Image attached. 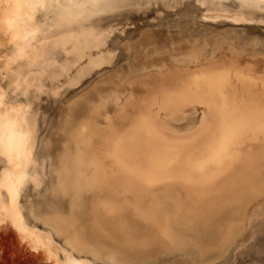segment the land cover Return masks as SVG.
<instances>
[{
  "label": "rangeland",
  "instance_id": "rangeland-1",
  "mask_svg": "<svg viewBox=\"0 0 264 264\" xmlns=\"http://www.w3.org/2000/svg\"><path fill=\"white\" fill-rule=\"evenodd\" d=\"M82 1L81 13L65 15L64 0H49L37 10L31 23L35 38L20 55V41L5 22L10 5L0 0V93L5 107L24 106L35 127V160L22 205L30 222L44 229L43 217L53 222L59 215L77 216L61 182L66 172L73 182L76 131L92 114L94 127L122 130L148 104L168 139H188L207 121L206 111L191 105L160 111L152 100H160L162 87L205 69H229L264 80V0H213L212 12L204 0ZM263 154L261 140L245 143L238 172L254 174L209 213L191 215L195 200L190 188L178 185L163 193L156 189L138 206L126 204L124 216L134 238L141 240L144 228L152 238L132 246L130 256L110 251L92 255L100 264H264V189L258 185L264 187ZM250 159L257 162L255 170L248 167ZM82 163L86 223L93 219L95 201L116 205L126 197L121 187L94 180L96 167L88 151ZM7 164L0 155V171ZM218 182L224 186L227 178ZM31 204L40 220L32 215ZM159 216H167L162 224L151 221ZM0 218V264L55 263L10 219ZM52 226L55 251L69 245L80 230L77 219ZM104 227L113 230L108 223ZM92 233L100 235L97 241L104 240L99 230ZM125 236L118 241L124 243ZM158 238L161 244H155Z\"/></svg>",
  "mask_w": 264,
  "mask_h": 264
},
{
  "label": "bare ground",
  "instance_id": "bare-ground-1",
  "mask_svg": "<svg viewBox=\"0 0 264 264\" xmlns=\"http://www.w3.org/2000/svg\"><path fill=\"white\" fill-rule=\"evenodd\" d=\"M7 2L10 11L5 22L20 41L18 50L22 55L26 53L24 46L31 47L35 38L36 28L31 26L34 15L40 8H45L49 0ZM204 2L208 6L207 11L212 12L213 0ZM83 4L84 1L80 0H64V14L81 13ZM152 102L158 104L160 111L188 105L201 106L206 111L207 121L190 138L171 140L157 125L158 115L152 113L148 104L122 130L94 127L92 114L76 131V154L72 161L76 174L73 182L69 181L70 176L66 172L67 158H63L66 175L61 184L64 191L70 192L77 216L59 215L53 222L43 217L47 226L44 229L30 222L22 205V191L31 177L30 170L35 160L32 142L35 127L24 106L5 107L0 93V155L8 163L0 171V216L10 219L19 233L32 240L35 248L46 249L55 257L54 264H100L92 252L110 251L130 256L132 246L145 244L152 238L147 236L146 228L141 240L134 238L131 225L124 216L126 204L138 206L150 200L157 193L156 189L163 193L168 186L178 185L189 187L193 195L194 210L191 213V208L190 214L202 215L211 212L213 206L234 195L243 183L250 181L254 173L247 175L238 169L244 157L245 143L264 142V80L259 82L248 74L232 73L229 69L189 71L174 78L169 86L162 87L160 100L154 97ZM86 151L90 154L91 164L96 167L94 180L121 187L126 198L116 205L109 200L95 201L93 219L84 223L82 162ZM256 166V160L250 159L248 167L255 170ZM225 177L227 183L221 186L218 181ZM177 205L183 206L180 202ZM31 213L36 219H41L34 204H31ZM165 217L159 216L151 221L162 224ZM69 219H77L80 230L69 238V245H59L55 251L52 224ZM105 223L112 225L113 230H106ZM148 224L144 223V226ZM92 230H99L104 240L97 241L95 238L100 235H95ZM123 235H126L125 242L121 243L118 239ZM106 239H109V244ZM161 242L163 239L158 238L155 244ZM58 251L63 255L62 259L58 257ZM83 254L92 255L94 259Z\"/></svg>",
  "mask_w": 264,
  "mask_h": 264
}]
</instances>
